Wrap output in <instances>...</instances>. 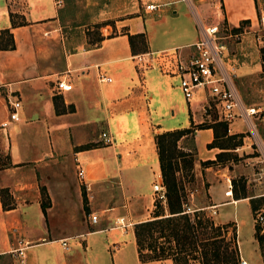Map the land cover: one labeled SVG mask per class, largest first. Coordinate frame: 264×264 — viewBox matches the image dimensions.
Returning <instances> with one entry per match:
<instances>
[{
  "label": "crops",
  "instance_id": "obj_1",
  "mask_svg": "<svg viewBox=\"0 0 264 264\" xmlns=\"http://www.w3.org/2000/svg\"><path fill=\"white\" fill-rule=\"evenodd\" d=\"M262 13L264 0H0V30L13 39L11 48H0V122L8 101L20 102L18 120L0 125V259L18 264L9 250L20 239L27 242L22 264H170L139 260L132 230L157 210L167 213L152 190L154 182L163 186L154 134L191 127L197 159L230 149L264 164L263 43L256 37ZM69 20H109L101 29L118 30L90 42ZM222 21L241 32L227 41L224 66L234 68L241 104L258 108L227 122V134L240 138L228 148L210 147L213 128L197 127L218 120L202 110L205 92L186 100L178 86V63L192 52L201 25ZM58 79L70 87L58 88ZM259 171L249 169L255 193L235 199L224 194L225 181L202 207L263 191ZM252 224L253 264H264Z\"/></svg>",
  "mask_w": 264,
  "mask_h": 264
},
{
  "label": "trees",
  "instance_id": "obj_2",
  "mask_svg": "<svg viewBox=\"0 0 264 264\" xmlns=\"http://www.w3.org/2000/svg\"><path fill=\"white\" fill-rule=\"evenodd\" d=\"M138 35L142 36V34L135 36ZM132 37L133 35L128 36L131 42ZM141 42H144L143 38ZM12 46L13 39L8 28L1 29L0 48ZM260 51L264 60V44ZM216 116L215 113L214 120ZM208 126L214 130V139L208 143L210 147L215 145L230 147L217 141L223 135L232 137L227 134V121L201 122L197 127ZM188 132H191V127L164 130L154 134L167 213H160L157 210L151 218L133 224L137 256L141 261L169 259L170 264H239L237 235L235 228L229 229L230 222L216 223L203 209L185 211L184 192L176 177L179 165L177 161H172L170 145L167 146L165 141L171 140L174 147L176 140ZM188 164L191 167L192 158L188 159ZM246 195L248 194L244 190L242 195L236 197ZM254 198H258L259 202L251 203L252 211L264 202V196L250 197ZM259 228L258 225L255 226V237L261 243L264 240V232L260 233Z\"/></svg>",
  "mask_w": 264,
  "mask_h": 264
},
{
  "label": "built area",
  "instance_id": "obj_3",
  "mask_svg": "<svg viewBox=\"0 0 264 264\" xmlns=\"http://www.w3.org/2000/svg\"><path fill=\"white\" fill-rule=\"evenodd\" d=\"M146 9L153 10L155 5L148 4ZM220 8V6H218ZM260 30L264 29V13L260 14ZM234 26L228 22L207 23L201 25V35L192 43V52L189 54L185 62L178 63L179 69V83L178 86L186 100H189L197 89H202L205 92V102L202 110L208 115L210 111H214L217 116L216 119L229 122L236 115L243 118L252 116L258 112V108L254 105L243 106L241 100L236 92L233 77L234 68L230 67L227 71L224 63V50L227 47V41L230 39L239 40L241 32L234 30ZM257 39L264 44V37L257 34ZM102 79H109V77H100ZM56 86L61 89H68L69 83L62 79H58ZM20 102L17 99L8 101L7 118L0 122L1 126H5L8 120H18V108ZM238 109V113L235 109ZM100 136L105 143L111 141L109 135L105 131L100 132ZM264 161V159L262 160ZM77 176L82 180L83 168L77 166ZM259 184L264 188V167L257 172ZM226 189L224 194L233 196V184L231 177L225 176ZM152 190L155 195L154 198L164 200V189L159 182L152 184ZM264 196V190L253 197ZM219 204V203H218ZM218 204H212L209 207L214 208L212 212L215 213V207ZM197 208L185 207V211L196 210ZM89 218L92 222L96 221V214L90 213ZM120 221V219H119ZM254 221L258 223L259 232H264V206H259L255 209ZM122 224V222H119ZM123 225V224H122ZM64 246V241H61ZM27 242L17 239V245L9 251L14 254L18 264H22L23 250ZM240 264H246V260L239 259Z\"/></svg>",
  "mask_w": 264,
  "mask_h": 264
},
{
  "label": "rangeland",
  "instance_id": "obj_4",
  "mask_svg": "<svg viewBox=\"0 0 264 264\" xmlns=\"http://www.w3.org/2000/svg\"><path fill=\"white\" fill-rule=\"evenodd\" d=\"M112 21L109 20H69L66 22L70 27L74 25H79V28H83L86 33L87 39L91 42L96 40L100 36V32L113 33L118 28L111 26H105L106 23L111 24ZM121 30V29H119ZM258 34L264 37V29L258 31ZM138 47L142 46L140 37L136 38ZM215 112L211 111L210 118L214 117ZM198 126V124H197ZM192 130V129H191ZM240 138L236 136L233 137H220L217 141L223 145H231V143L239 141ZM165 144L170 145V150L172 152V161H177L179 169L176 172V177L178 182L181 183L184 192V207L188 206L190 208L203 209L206 211L216 223L220 222L221 219L234 218L235 220H229L231 226L229 229L235 228V233L237 235L238 229V239H239V249L242 253L251 260V264L254 261V246L255 242L253 240V221L255 217V211L250 209L251 203H258L259 199H248L249 205L247 204V199L239 201L235 204H227L222 206H216V212L213 213L211 207H202L204 204L212 203L214 201L213 189L215 186L220 189H224L225 186V176L231 177L233 184V197L244 198L250 196L249 194L255 193L259 190L253 180H250V172L258 171L262 166L257 162L251 163L249 160L245 159V153L238 155L237 151L228 150H218L213 158L197 159L195 156L194 148L191 140V132L186 133L182 137L176 140V144L173 147L170 141H165ZM167 153V152H166ZM219 153L217 156L216 154ZM179 154V155H178ZM192 158V165L189 167L188 159ZM252 161V160H251ZM224 173V174H223ZM211 185L210 195L208 188ZM244 190L246 191V196L236 197L237 195H242ZM237 194V195H236ZM264 206V202L260 204ZM237 222V225H236ZM255 226L258 225L254 221ZM230 231V230H229ZM259 243L260 251L264 253V240ZM0 264H8L5 260L0 259ZM240 264V263H239Z\"/></svg>",
  "mask_w": 264,
  "mask_h": 264
}]
</instances>
